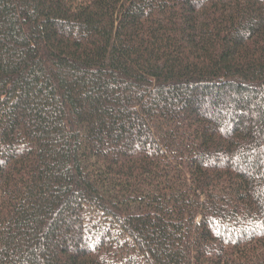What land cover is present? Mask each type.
Instances as JSON below:
<instances>
[{
  "label": "trees",
  "instance_id": "16d2710c",
  "mask_svg": "<svg viewBox=\"0 0 264 264\" xmlns=\"http://www.w3.org/2000/svg\"><path fill=\"white\" fill-rule=\"evenodd\" d=\"M0 264H264V0H0Z\"/></svg>",
  "mask_w": 264,
  "mask_h": 264
}]
</instances>
